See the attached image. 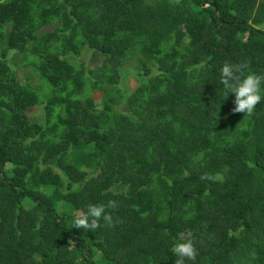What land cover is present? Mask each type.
I'll list each match as a JSON object with an SVG mask.
<instances>
[{
  "label": "trees",
  "instance_id": "16d2710c",
  "mask_svg": "<svg viewBox=\"0 0 264 264\" xmlns=\"http://www.w3.org/2000/svg\"><path fill=\"white\" fill-rule=\"evenodd\" d=\"M226 62L264 74V0H0V264H175L184 232L186 264H264V84L251 117L233 113ZM110 200V225L72 228Z\"/></svg>",
  "mask_w": 264,
  "mask_h": 264
},
{
  "label": "clouds",
  "instance_id": "9594fccd",
  "mask_svg": "<svg viewBox=\"0 0 264 264\" xmlns=\"http://www.w3.org/2000/svg\"><path fill=\"white\" fill-rule=\"evenodd\" d=\"M248 69L247 63L232 65L225 63L221 68L220 83L223 84L225 95L234 94L233 113H242L251 117L262 100V84L264 74L245 72ZM243 77V78H241ZM201 179H212L208 174L201 176ZM114 200L108 201L107 205L89 204L86 212L77 213L72 222V228L95 231L100 227L101 221L106 225L112 223V217L106 212V208H115ZM179 242L174 245L172 252L176 256L175 264H186V261H195L197 249L192 242L191 232L180 234Z\"/></svg>",
  "mask_w": 264,
  "mask_h": 264
},
{
  "label": "rangeland",
  "instance_id": "374dc122",
  "mask_svg": "<svg viewBox=\"0 0 264 264\" xmlns=\"http://www.w3.org/2000/svg\"><path fill=\"white\" fill-rule=\"evenodd\" d=\"M239 12H242V8L238 7ZM16 15V12H15ZM54 26L55 24H51V25H47L43 28H41L38 31V36L39 38H43L46 37L47 35H50L51 33H53L54 31ZM18 34L13 31L10 33V40L12 41H16L18 39ZM24 47L27 48L29 46V41L28 40H24ZM90 49L88 47L84 48L83 53L81 55V57L79 58L80 61H86L88 62V60L90 59L91 53H90ZM22 57H24L23 54L19 53V50L16 49H11L8 53V56L6 58V62L9 66H11L12 68L15 69L18 78L24 82L25 80V76L27 74V76H29V82L31 85H33V87L36 89V92L39 96L40 99H44L45 96L50 92V85L49 83L42 78L41 76H39L30 66L28 67H24L22 65ZM30 57V56H29ZM69 62L71 63H76L77 62V58L74 56H67L65 57ZM38 59L45 64L46 66H51L54 63H56L58 61V58H55L49 54H44V55H39ZM91 64V63H89ZM29 74V75H28ZM121 75H122V79L124 81V83L127 85V87H129L130 89L134 88L138 82H140L141 80V74H139V72L134 69L132 66H127L126 69H124L123 71H121ZM100 95V93H95L93 94V97L96 99V103L98 106H100V100L98 98V96ZM40 107H32L29 110H27L25 112V114L29 117L30 120H33L36 116H38L40 114ZM106 121V116H101L98 120H97V124L98 125H102L103 123H105ZM204 187V186H202ZM85 191L83 189H80L79 193L80 195H82ZM7 255L6 251L2 248H0V257H3Z\"/></svg>",
  "mask_w": 264,
  "mask_h": 264
}]
</instances>
